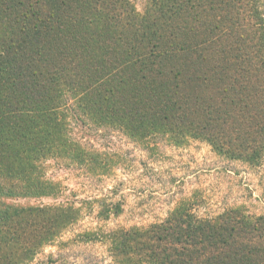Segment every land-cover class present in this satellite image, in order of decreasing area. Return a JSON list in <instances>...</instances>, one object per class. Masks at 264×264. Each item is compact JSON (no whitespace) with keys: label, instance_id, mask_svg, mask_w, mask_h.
I'll list each match as a JSON object with an SVG mask.
<instances>
[{"label":"trees","instance_id":"obj_1","mask_svg":"<svg viewBox=\"0 0 264 264\" xmlns=\"http://www.w3.org/2000/svg\"><path fill=\"white\" fill-rule=\"evenodd\" d=\"M75 118L147 148L199 140L261 166L264 0H146L142 12L132 0H0V264L29 262L80 211L15 203L62 192L47 160L111 170L71 138ZM195 205L102 237L124 264H264V214L204 217Z\"/></svg>","mask_w":264,"mask_h":264},{"label":"rangeland","instance_id":"obj_2","mask_svg":"<svg viewBox=\"0 0 264 264\" xmlns=\"http://www.w3.org/2000/svg\"><path fill=\"white\" fill-rule=\"evenodd\" d=\"M132 2L139 12L146 5V0ZM70 136L87 150L105 154L111 170L94 175L66 160L45 162V177L58 182L62 192L58 197L21 198L15 203L69 204L80 211L53 244L44 245L24 264H124V258L113 257L102 235L160 222L187 198L196 201L195 212L204 217L238 206L250 214H264V161L251 167L218 155L199 140L176 147L159 136L147 148L120 130L79 118L72 120ZM116 205L121 207L117 215L101 212ZM89 232L97 239L84 237Z\"/></svg>","mask_w":264,"mask_h":264}]
</instances>
